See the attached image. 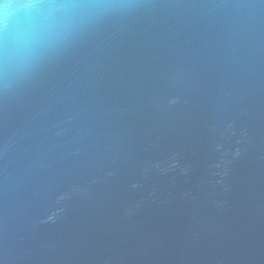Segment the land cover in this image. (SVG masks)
<instances>
[{"label": "water", "instance_id": "water-1", "mask_svg": "<svg viewBox=\"0 0 264 264\" xmlns=\"http://www.w3.org/2000/svg\"><path fill=\"white\" fill-rule=\"evenodd\" d=\"M0 3V264H264V0Z\"/></svg>", "mask_w": 264, "mask_h": 264}, {"label": "clouds", "instance_id": "clouds-1", "mask_svg": "<svg viewBox=\"0 0 264 264\" xmlns=\"http://www.w3.org/2000/svg\"><path fill=\"white\" fill-rule=\"evenodd\" d=\"M21 6L22 7H26V8H31L34 5H32V4H25V5H21ZM9 7H10V5H8V4L0 3V10H2L5 14L7 13V10H8Z\"/></svg>", "mask_w": 264, "mask_h": 264}]
</instances>
